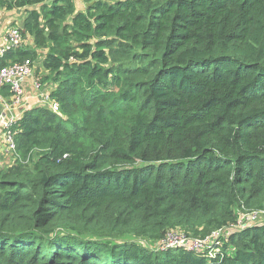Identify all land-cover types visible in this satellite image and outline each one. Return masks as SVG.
<instances>
[{
	"label": "trees",
	"instance_id": "1",
	"mask_svg": "<svg viewBox=\"0 0 264 264\" xmlns=\"http://www.w3.org/2000/svg\"><path fill=\"white\" fill-rule=\"evenodd\" d=\"M83 1L0 0V70L40 65L58 105L13 127L0 264H264V224L231 227L264 212V0ZM220 228L215 259L155 247Z\"/></svg>",
	"mask_w": 264,
	"mask_h": 264
},
{
	"label": "built area",
	"instance_id": "2",
	"mask_svg": "<svg viewBox=\"0 0 264 264\" xmlns=\"http://www.w3.org/2000/svg\"><path fill=\"white\" fill-rule=\"evenodd\" d=\"M20 45H22V37L19 28L13 26L7 27L0 44V57L6 51L16 49ZM36 69V65H33L30 61H25L24 63L6 66L0 70V88L9 86L13 93L9 99H4L0 96V101L3 105V111L0 113V133L2 135L5 152L9 155L16 154L14 138L18 132L13 127L20 117L16 116L13 110L22 107L25 102L24 80L32 79V87L38 94L36 97V104L38 106L48 107L55 113L58 111V105L50 99L48 89L45 90L44 85L42 83L40 84ZM257 215L262 217L264 212H242L236 225L231 227L235 230L241 229L247 226V222L255 219ZM227 233L225 229L220 228L204 237H194L180 231L172 230L155 247L161 251L183 248L192 253H205L210 259H215L223 247V241Z\"/></svg>",
	"mask_w": 264,
	"mask_h": 264
},
{
	"label": "crops",
	"instance_id": "3",
	"mask_svg": "<svg viewBox=\"0 0 264 264\" xmlns=\"http://www.w3.org/2000/svg\"><path fill=\"white\" fill-rule=\"evenodd\" d=\"M74 2L78 8H80V4L83 6L85 5L83 0H74ZM1 12H3V13L1 14ZM18 17H19V14L14 15V11L13 12H4L3 10H0V44H1V41L4 37L6 28L10 27L12 25L14 26V24H20V22L23 20V18L21 17L22 18L21 20L15 21ZM23 88L25 91V102L23 103L22 107H20L19 109L13 110L15 112V115L18 117H21L23 112L26 111L27 109L37 105L36 104V97L38 94H37V92L34 91V89L32 87V79L31 78L24 80ZM0 153H1V155L7 154V152H5V149L3 146V139H2L1 133H0ZM4 160H7V158ZM8 165H10V163H8Z\"/></svg>",
	"mask_w": 264,
	"mask_h": 264
},
{
	"label": "rangeland",
	"instance_id": "4",
	"mask_svg": "<svg viewBox=\"0 0 264 264\" xmlns=\"http://www.w3.org/2000/svg\"><path fill=\"white\" fill-rule=\"evenodd\" d=\"M73 1H74V0H73ZM79 9H80V10L84 9V6L80 4V8H79ZM2 13H3V12H1V14H2ZM15 14H19V17L15 20V21H18V20H21V19L23 18V16H24V11L17 10V11H14V15H15ZM21 17H22V18H21ZM14 25H15V24H14ZM41 57H42V55H41ZM39 59H40V58H39ZM36 68H37V69H36L37 72H39L38 70L41 71V66H40V65H37V64H36ZM37 72H36V73H37ZM0 107H1V106H0ZM6 158H7V160H4V159H6ZM14 161H15V157H14V155H9V154L1 155V153H0V168L5 167L6 165H8V163L12 164ZM257 221H258V222H257ZM255 222H257V223H261V224H264V217L262 218L260 215H257L255 219H253V220L247 222V226L252 225V224H254ZM245 227H246V226H245ZM245 227H242V228H245ZM195 254L199 255L198 253H195Z\"/></svg>",
	"mask_w": 264,
	"mask_h": 264
},
{
	"label": "water",
	"instance_id": "5",
	"mask_svg": "<svg viewBox=\"0 0 264 264\" xmlns=\"http://www.w3.org/2000/svg\"><path fill=\"white\" fill-rule=\"evenodd\" d=\"M52 1V0H51ZM50 1H47L46 3L48 4ZM93 3V2H92ZM92 3L87 4V7H89Z\"/></svg>",
	"mask_w": 264,
	"mask_h": 264
}]
</instances>
